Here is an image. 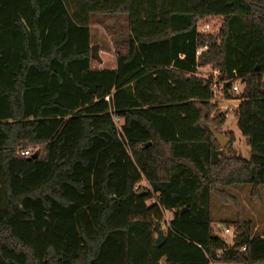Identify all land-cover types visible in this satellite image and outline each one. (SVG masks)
Listing matches in <instances>:
<instances>
[{
	"label": "trees",
	"instance_id": "1",
	"mask_svg": "<svg viewBox=\"0 0 264 264\" xmlns=\"http://www.w3.org/2000/svg\"><path fill=\"white\" fill-rule=\"evenodd\" d=\"M210 17L216 33L197 32ZM92 25L113 33L114 68H92ZM206 66L238 101L247 159L208 131L227 114ZM234 185L264 190V0H0V264H264ZM211 197L235 211L211 216ZM49 231L60 243L40 257L31 241Z\"/></svg>",
	"mask_w": 264,
	"mask_h": 264
},
{
	"label": "rangeland",
	"instance_id": "2",
	"mask_svg": "<svg viewBox=\"0 0 264 264\" xmlns=\"http://www.w3.org/2000/svg\"><path fill=\"white\" fill-rule=\"evenodd\" d=\"M122 23V22H121ZM208 25V29H206V33H216L219 25L221 24V19L218 17H210L204 20H199L197 22L196 31H200V29L205 25ZM91 32L93 35V42L91 47H96V52L98 57L101 59V62L98 63L97 61H92V68L93 69H100V68H114L115 67V55L114 49L112 45V32L110 33L105 31L100 25H92ZM197 75L203 79H215L216 71L213 70L211 67L206 66L204 68L197 69ZM237 88L236 92H228L229 95L235 96L239 94L242 89V85L238 81L232 82ZM216 109L220 113H226L225 117V124L222 127V131L219 133H223L225 131H230L233 133L234 141L231 144L227 145L223 148V153L226 156L235 155L244 159H247L249 156L248 146L244 138H242L235 127V118L233 117V109L235 105L238 104L236 100H224L223 98L218 97L212 99ZM117 121V126L120 127L121 121L115 119ZM141 187L147 188V183L143 180L139 183ZM227 189L233 192L236 195V199L239 202V212L242 218L249 217L253 224L256 231L262 233L264 231V190H260L257 196L249 197V187L247 185H238V186H230ZM235 208L232 203H229L227 206H223L217 200V198L211 197L210 198V214L214 217H221V216H228L229 214L233 213ZM167 218H169L170 214H165ZM18 220L15 222L18 223ZM226 226L229 228L230 231L233 232V227L231 225H225L219 222H213L210 224L212 232H218L221 226ZM19 230V228H18ZM21 233V230H19ZM22 236L27 238V235L22 231ZM60 238L56 236L53 232L49 231L48 233L44 234L43 236L38 237L37 240H32L31 243L36 246L37 253L40 257L43 255V245L46 242H52L56 246L60 243ZM80 244L76 242L75 245H61L60 246V255L59 257H68L72 252L78 250ZM210 264H236V263H210Z\"/></svg>",
	"mask_w": 264,
	"mask_h": 264
},
{
	"label": "built area",
	"instance_id": "3",
	"mask_svg": "<svg viewBox=\"0 0 264 264\" xmlns=\"http://www.w3.org/2000/svg\"><path fill=\"white\" fill-rule=\"evenodd\" d=\"M206 29H208V25L207 24H205L200 29V31H197V32L206 33ZM204 50H205V47L197 49L195 55L198 56ZM210 84H211L210 86H211V95H212V97L215 99V98H218V97L222 96V94H223V82H221L219 85H217L216 81H214L212 79ZM230 89H231V92H236L237 91V88L234 85H232ZM115 123H116V125H118L117 121H115ZM21 154L27 155L29 153H28V150L27 151L25 150V151H21ZM168 219H170V217ZM232 233L233 232L230 231L228 227H225V226L222 225L219 228V231L216 234L218 236H220L225 241V243L227 245H230Z\"/></svg>",
	"mask_w": 264,
	"mask_h": 264
},
{
	"label": "water",
	"instance_id": "4",
	"mask_svg": "<svg viewBox=\"0 0 264 264\" xmlns=\"http://www.w3.org/2000/svg\"><path fill=\"white\" fill-rule=\"evenodd\" d=\"M90 53H91V59L92 60L97 61L98 63L101 62V59L97 55L95 46L90 48ZM208 131L211 134L213 140L217 142V144L219 145V147L221 149H223L226 146V144L228 143V140H226L221 133L214 131L210 127L208 128ZM140 193H142V192H140ZM183 210H185V209H183ZM154 228L156 231V237H155L154 242L157 246H160L164 241L165 235H164L163 229L161 227H159L157 224L154 226ZM245 264H250V263H245Z\"/></svg>",
	"mask_w": 264,
	"mask_h": 264
},
{
	"label": "crops",
	"instance_id": "5",
	"mask_svg": "<svg viewBox=\"0 0 264 264\" xmlns=\"http://www.w3.org/2000/svg\"><path fill=\"white\" fill-rule=\"evenodd\" d=\"M235 107H236V105H235ZM246 141V140H245Z\"/></svg>",
	"mask_w": 264,
	"mask_h": 264
}]
</instances>
